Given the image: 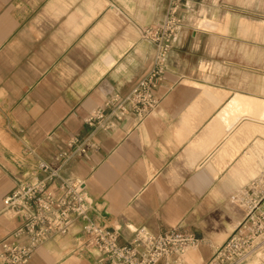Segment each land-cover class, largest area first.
Masks as SVG:
<instances>
[{
    "label": "crops",
    "instance_id": "obj_1",
    "mask_svg": "<svg viewBox=\"0 0 264 264\" xmlns=\"http://www.w3.org/2000/svg\"><path fill=\"white\" fill-rule=\"evenodd\" d=\"M167 3L0 0V253L5 240L27 242L13 237L20 220L3 198L73 136L87 148L60 175L83 181L87 220L120 242L181 225L201 239L189 252L200 263L242 219L231 195L264 159V0H186L154 112L138 124L86 122L150 68L154 44L141 29L158 24ZM84 222L48 237L26 264H99Z\"/></svg>",
    "mask_w": 264,
    "mask_h": 264
},
{
    "label": "built area",
    "instance_id": "obj_2",
    "mask_svg": "<svg viewBox=\"0 0 264 264\" xmlns=\"http://www.w3.org/2000/svg\"><path fill=\"white\" fill-rule=\"evenodd\" d=\"M185 1L168 0L162 20L153 27L141 29L142 37L154 44L152 65L126 95L114 94L106 99L102 108L86 119L87 123L96 120L101 127L108 128L114 121L132 117L138 124L154 112L160 103L155 89L167 70L172 44L179 38ZM76 142V136L70 138L67 148L54 156L53 163L39 162L37 170L33 171L34 180L19 182L3 198L4 210L20 220L13 237L25 235L27 242L18 244L5 240L0 262L26 264L44 240L66 234L74 219L81 218L85 220L81 229L84 246L97 253L99 264H188L187 249L197 247L201 239L181 225L156 234L137 230L130 242H120L117 231L87 220L92 202L83 181L79 178L67 180L60 175L64 160L86 151V143L75 146ZM39 172L45 175L39 178ZM53 183L55 187H49ZM231 201L240 208L243 217L202 264H243L247 261L264 264V165L231 195Z\"/></svg>",
    "mask_w": 264,
    "mask_h": 264
},
{
    "label": "bare ground",
    "instance_id": "obj_3",
    "mask_svg": "<svg viewBox=\"0 0 264 264\" xmlns=\"http://www.w3.org/2000/svg\"><path fill=\"white\" fill-rule=\"evenodd\" d=\"M238 101V100H237ZM239 102V101H238ZM243 103V102H242ZM246 103V102H245ZM241 105H244V104H241ZM246 105V104H245ZM247 107H248V105H246ZM247 107H245V108H247ZM242 108H244V107H242ZM246 110V109H245ZM245 110L243 109L242 111H244V112H241V113H246L245 112ZM248 110L250 111L251 110V108L250 107H248ZM263 110V109H262ZM247 111V110H246ZM248 112V111H247ZM262 112H264V110L262 111ZM238 114H240V113H238ZM249 114V113H248ZM247 114V115H248ZM242 115V114H241ZM262 114H260V116H261ZM264 116V115H263ZM260 118H262V117H260ZM262 119H264V118H262ZM250 120V119H249ZM252 121H256L257 123L260 121V120H252ZM261 122V121H260ZM264 123V122H263ZM261 124V123H260ZM258 165H257V169H256V172L253 174V176H255L259 171H260V169H261V166H263L264 165V159H260L259 160V163H257ZM196 248H198V246L196 247V246H194V247H190V248H188L187 249V251H186V254H185V258H186V260H187V262H188V264H197L196 262H194V261H192L191 260V258H190V254H189V252L191 251V250H195Z\"/></svg>",
    "mask_w": 264,
    "mask_h": 264
},
{
    "label": "rangeland",
    "instance_id": "obj_4",
    "mask_svg": "<svg viewBox=\"0 0 264 264\" xmlns=\"http://www.w3.org/2000/svg\"><path fill=\"white\" fill-rule=\"evenodd\" d=\"M239 210H240V208H239ZM241 211V210H240ZM242 217H243V214H242ZM192 257V258H191ZM194 254L193 255H191L190 256V258L193 260L194 258ZM187 261V260H186ZM205 262V261H204ZM204 262H200V263H197V264H202V263H204ZM243 264H254V262L253 261H247V262H245V263H243Z\"/></svg>",
    "mask_w": 264,
    "mask_h": 264
}]
</instances>
